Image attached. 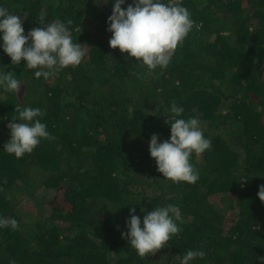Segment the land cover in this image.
Listing matches in <instances>:
<instances>
[{"label": "trees", "instance_id": "1", "mask_svg": "<svg viewBox=\"0 0 264 264\" xmlns=\"http://www.w3.org/2000/svg\"><path fill=\"white\" fill-rule=\"evenodd\" d=\"M180 2L195 26L149 74L110 47L111 0H0L25 34L41 14L72 20L87 51L45 80L0 49V70L22 82L19 93L0 90V215L19 222L0 228V264H179L188 249L206 252L191 264H264V0ZM173 101L212 143L190 159L195 183L164 179L150 156L153 133L170 137ZM18 103L44 110L55 137L20 158L3 151ZM169 203L181 209L180 232L140 257L121 235L129 209L142 219L141 209Z\"/></svg>", "mask_w": 264, "mask_h": 264}, {"label": "clouds", "instance_id": "2", "mask_svg": "<svg viewBox=\"0 0 264 264\" xmlns=\"http://www.w3.org/2000/svg\"><path fill=\"white\" fill-rule=\"evenodd\" d=\"M95 2L99 4L101 0ZM103 2L109 3L110 0ZM111 3L112 12L107 18V30L112 33L110 47L135 57L137 64L146 66L149 74H154L157 68L169 66L178 45L195 26L190 10L180 0H131V3L111 0ZM125 4L127 7H122ZM39 23L41 26L25 34L20 16L0 4V49L10 57L11 63L17 65L23 59L27 69H35V78L45 80L58 75L63 68L80 65L87 51L85 44L78 43L71 35L72 20L57 17L45 23L44 14H41ZM21 86L15 71L0 70V90L19 93ZM14 111L16 116H12V121L7 124L10 139L4 144L3 151L20 158L31 153L41 140L55 139L42 120L44 110L40 107L18 103ZM184 111V107L175 101L164 110L168 116L170 137L161 141L158 134L153 133L149 152L164 179L174 183H195L200 174L190 159L193 153L200 155L209 150L212 143L204 135L199 117L185 118ZM16 120L19 122H14ZM257 195L264 201V184L259 185ZM141 211L144 212L142 219L136 214L135 207L129 209L125 221L127 231L121 235L140 257H146L166 246L180 232L183 216L180 207L171 203ZM4 227L17 230L19 222L14 217L0 215V228ZM205 256L202 249H188L179 264H191L194 259Z\"/></svg>", "mask_w": 264, "mask_h": 264}]
</instances>
